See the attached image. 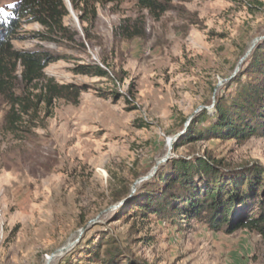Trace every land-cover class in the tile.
Instances as JSON below:
<instances>
[{
	"label": "rangeland",
	"instance_id": "rangeland-1",
	"mask_svg": "<svg viewBox=\"0 0 264 264\" xmlns=\"http://www.w3.org/2000/svg\"><path fill=\"white\" fill-rule=\"evenodd\" d=\"M15 1L0 0L3 17ZM67 3L75 41L45 39L40 24L23 23L0 61V264H102L113 240L141 264H264L256 231L136 219L145 185L172 159L264 168V135L184 138L200 113H215L264 38V0H172L159 15L134 0L97 3L88 37ZM126 19L129 33L118 31ZM25 50L59 57L45 79L82 87L79 102H42L45 80L26 83L14 57ZM81 65L112 79L78 73ZM16 98L31 115H19Z\"/></svg>",
	"mask_w": 264,
	"mask_h": 264
},
{
	"label": "trees",
	"instance_id": "trees-1",
	"mask_svg": "<svg viewBox=\"0 0 264 264\" xmlns=\"http://www.w3.org/2000/svg\"><path fill=\"white\" fill-rule=\"evenodd\" d=\"M121 0H70L73 9L80 10V21L86 36L97 16V3L106 4ZM141 8L159 15L171 8L172 0H134ZM9 15L0 14V61L7 52L12 36L23 23L36 22L44 28L42 37L53 40L75 41L77 32L65 25L70 14L66 0H16L8 7ZM124 20L117 30L129 33ZM137 27L136 35H140ZM132 35V33L130 34ZM16 62L23 66V79L28 84L45 80L40 100L50 105L54 99H66L78 103L82 87L76 84H60L45 79L44 70L59 59L46 51H21L14 54ZM78 73L108 77L109 70L100 65L78 66ZM1 71V70H0ZM246 81H243L244 78ZM224 95L217 97L215 113L204 110L188 128L185 139L236 138L245 141L252 136L264 135V38L258 41L244 68L227 84ZM23 115H31L33 108L16 98ZM15 110V109H14ZM16 112V111H14ZM18 115V114H17ZM210 123L203 129L196 125ZM204 182V187L201 186ZM146 194L138 218L154 215L157 220L175 224L185 221H201L212 230L233 233L239 229L256 231L264 243V168L259 164L245 166L236 171L230 164L211 156L181 157L172 159L169 166L158 172L144 187ZM139 220V219H138ZM102 264H141L122 255L115 240L109 242ZM113 245V246H112Z\"/></svg>",
	"mask_w": 264,
	"mask_h": 264
},
{
	"label": "water",
	"instance_id": "water-1",
	"mask_svg": "<svg viewBox=\"0 0 264 264\" xmlns=\"http://www.w3.org/2000/svg\"><path fill=\"white\" fill-rule=\"evenodd\" d=\"M70 2V0H68ZM70 5H71V2H70ZM72 6V5H71ZM173 144V139L170 141V146H172ZM53 255H51L49 258H48V262L52 259Z\"/></svg>",
	"mask_w": 264,
	"mask_h": 264
},
{
	"label": "snow or ice",
	"instance_id": "snow-or-ice-1",
	"mask_svg": "<svg viewBox=\"0 0 264 264\" xmlns=\"http://www.w3.org/2000/svg\"><path fill=\"white\" fill-rule=\"evenodd\" d=\"M0 11H2V9H0Z\"/></svg>",
	"mask_w": 264,
	"mask_h": 264
},
{
	"label": "bare ground",
	"instance_id": "bare-ground-1",
	"mask_svg": "<svg viewBox=\"0 0 264 264\" xmlns=\"http://www.w3.org/2000/svg\"><path fill=\"white\" fill-rule=\"evenodd\" d=\"M68 1V0H67Z\"/></svg>",
	"mask_w": 264,
	"mask_h": 264
}]
</instances>
